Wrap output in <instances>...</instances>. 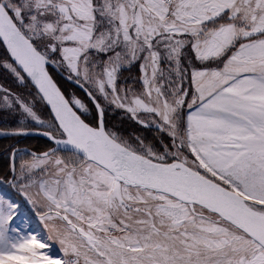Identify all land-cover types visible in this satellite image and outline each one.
I'll use <instances>...</instances> for the list:
<instances>
[{"label":"snow or ice","instance_id":"obj_1","mask_svg":"<svg viewBox=\"0 0 264 264\" xmlns=\"http://www.w3.org/2000/svg\"><path fill=\"white\" fill-rule=\"evenodd\" d=\"M0 46L35 90L0 87V136L54 144L8 150L0 264H264V0H0Z\"/></svg>","mask_w":264,"mask_h":264},{"label":"trees","instance_id":"obj_2","mask_svg":"<svg viewBox=\"0 0 264 264\" xmlns=\"http://www.w3.org/2000/svg\"><path fill=\"white\" fill-rule=\"evenodd\" d=\"M6 59L10 58L8 57V54L6 53L3 46H0V61ZM53 75L55 76L58 85L65 92V94H69L75 91L78 96H81L82 98L84 97L83 92H81L79 89L67 83L64 79L57 76L55 73H53ZM133 75H136L135 69H133L131 73H123V76L125 77H131ZM0 85L10 89L13 93H18L24 96L26 99H32V95H34L35 92L31 85H20L3 67H0ZM29 93H32V95H29ZM35 108L41 111L43 113L42 115L46 119L49 118V111L47 110L45 105H43L39 101H36ZM0 114V129L15 130L20 127V121L17 120V118H11L10 113L8 114L6 111H2L0 112ZM105 124L108 128H112L116 131H119L124 135H128L129 133L135 132L142 136H146L147 141L156 142L153 140V138L157 135L156 133L141 131V129L137 125L125 119L121 111H113L109 109V111L105 115ZM26 127L29 129H37L36 126H33L30 123H26ZM165 142H167V138H165ZM10 146H14L17 148L27 147L35 152H42L50 148L52 144L49 141L40 137L13 136L7 138H0V178L4 177L7 173V169L9 166L8 150Z\"/></svg>","mask_w":264,"mask_h":264},{"label":"rangeland","instance_id":"obj_3","mask_svg":"<svg viewBox=\"0 0 264 264\" xmlns=\"http://www.w3.org/2000/svg\"><path fill=\"white\" fill-rule=\"evenodd\" d=\"M10 75L12 76L11 73H10ZM12 77H13V76H12ZM13 78H14V77H13ZM14 79H15V78H14ZM0 87H2L3 89H8V88H6V87H3L2 85H0ZM27 99L31 100L30 98H27ZM2 111H6L8 114L10 113L11 118H17V120H19V121L22 120V116H21V114L19 113V111L13 112L12 110H8V109L0 110V112H2ZM35 111H37L38 114H40V116H41L43 119L47 120V119L42 115L43 113H42L41 111H39L37 108H35ZM122 113H123V112H122ZM123 115H124V113H123ZM0 116H1V114H0ZM0 118H1V117H0ZM26 123H30L31 125L34 126V123L31 122V121H27ZM36 127H37V126H36ZM153 133H155V132H153ZM156 134H157V133H156ZM151 135H152V134H151ZM157 146H158V145H157ZM24 159H30V157H24ZM19 163H20V161L17 160V167L19 166ZM3 191H4L7 195H10V196H11L12 198H14L15 200L19 201L20 206H21V221H18V223H20L21 226H23V220H24V219H28V220H29L28 227H29L30 229H38V230L41 231V233H42L43 235H47V234H48V230H45V229H44V225L40 222L39 217H38L36 214H34V213H36V212L34 211V213H32L33 211H31V210H29V209L27 208V206H26L24 200L22 199V197H21L19 194H17L15 191H13L11 188H8V187H5V188L3 189ZM56 223L59 224L58 221H57ZM58 247H59V246L57 245V248H58Z\"/></svg>","mask_w":264,"mask_h":264},{"label":"water","instance_id":"obj_4","mask_svg":"<svg viewBox=\"0 0 264 264\" xmlns=\"http://www.w3.org/2000/svg\"><path fill=\"white\" fill-rule=\"evenodd\" d=\"M6 51V50H5ZM66 81V80H65ZM67 82V81H66ZM67 83H69V82H67ZM69 84H71V83H69ZM72 86H74L73 84H71ZM75 87V86H74ZM76 88V87H75ZM78 89V88H77ZM47 108V107H46ZM47 110L49 111V109L47 108ZM34 133L38 130V129H31ZM0 131H12V130H2V129H0ZM39 131H43L42 129H39ZM7 137H13V136H0V138H7ZM21 137H40V138H43V139H45V140H47V141H49L45 136H43V135H40V134H32V135H27V136H24V135H21ZM50 142V141H49ZM51 144H52V146L50 147V148H52V147H54V144L52 143V142H50ZM20 149H27L29 152H35V151H33V150H31V149H29V148H27V147H23V148H20ZM49 149V148H48ZM47 149V150H48ZM47 150H45V151H47ZM42 152H44V151H42ZM36 153H41V152H36ZM13 190V189H12ZM13 191H15V190H13ZM16 192V191H15ZM17 194H19L18 192H16ZM21 197H22V199L24 200V202H25V204H26V206H27V208L29 209V210H31V211H33L32 210V206L27 202V200L25 199V197L23 196V195H21V194H19ZM32 213H34V211L32 212ZM34 214H36V213H34ZM37 215V214H36Z\"/></svg>","mask_w":264,"mask_h":264}]
</instances>
